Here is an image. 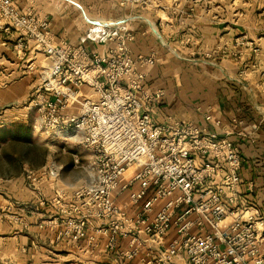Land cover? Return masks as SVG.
Masks as SVG:
<instances>
[{
    "label": "built area",
    "instance_id": "obj_1",
    "mask_svg": "<svg viewBox=\"0 0 264 264\" xmlns=\"http://www.w3.org/2000/svg\"><path fill=\"white\" fill-rule=\"evenodd\" d=\"M15 1L0 0L6 23L1 29L17 34L18 55L32 53L25 71L35 72L38 83L25 108L37 113L39 130L75 149L74 162L89 178L80 186H60V174L50 165L24 174L36 194L43 184L56 183L49 201L55 218L48 221L51 226L58 221L56 242L96 246L103 237L117 264H129L154 243L156 256L145 264H171L178 257L190 264H264V217L242 195L241 149L229 133L155 119L165 93L147 85L141 68L154 66L156 56L132 55L129 27L96 22L115 29L107 36L113 46L100 55L65 41L56 44L48 23L19 11ZM146 2L121 0V5ZM249 47L260 55V46ZM261 87L264 92V80ZM123 193L133 212L120 203ZM172 231L177 237L161 247ZM124 239L128 248L120 250Z\"/></svg>",
    "mask_w": 264,
    "mask_h": 264
},
{
    "label": "crops",
    "instance_id": "obj_2",
    "mask_svg": "<svg viewBox=\"0 0 264 264\" xmlns=\"http://www.w3.org/2000/svg\"><path fill=\"white\" fill-rule=\"evenodd\" d=\"M163 1L123 6L121 0H16L15 5L47 22L56 44L65 41L100 55L113 46L107 36L115 29L95 23L121 21L128 26L132 55L156 56L154 66L141 68L147 85L165 93L155 119L194 123L219 136L229 133L244 157L242 195L264 217V0H180L177 8H165ZM166 1L174 5L176 0ZM5 24L0 17V60L28 64L31 51L16 53L18 36L4 33ZM251 42L260 46V55L253 53ZM35 58L42 61L41 54ZM28 75H33L25 77L31 81L37 76ZM84 91L90 93L87 87ZM65 182L61 176L56 183L75 186ZM54 183L43 184L38 194L27 188L24 175L0 183V264H117L103 237L96 246L56 242L58 221L48 224L55 218L49 204ZM119 200L134 211L127 193ZM176 237L172 231L161 247ZM128 242L121 240L118 249L126 250ZM158 248L147 245L129 264H145ZM171 264L190 263L178 257Z\"/></svg>",
    "mask_w": 264,
    "mask_h": 264
},
{
    "label": "rangeland",
    "instance_id": "obj_3",
    "mask_svg": "<svg viewBox=\"0 0 264 264\" xmlns=\"http://www.w3.org/2000/svg\"><path fill=\"white\" fill-rule=\"evenodd\" d=\"M179 1L172 5L164 0L162 6L177 8ZM11 63L0 60V183L16 180L27 171H38L48 165L56 167L65 183L75 186L88 183L86 171L74 162L75 149L39 130L35 121L37 113L25 108L38 77L34 76L33 81L25 79L35 75L26 74L25 61L18 63L12 59ZM80 156L83 165L85 152Z\"/></svg>",
    "mask_w": 264,
    "mask_h": 264
},
{
    "label": "trees",
    "instance_id": "obj_4",
    "mask_svg": "<svg viewBox=\"0 0 264 264\" xmlns=\"http://www.w3.org/2000/svg\"><path fill=\"white\" fill-rule=\"evenodd\" d=\"M241 186H242V183H241Z\"/></svg>",
    "mask_w": 264,
    "mask_h": 264
}]
</instances>
